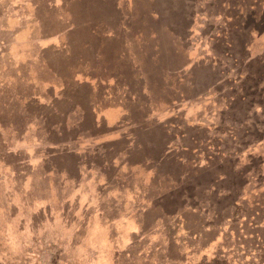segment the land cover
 <instances>
[{
  "label": "rangeland",
  "instance_id": "1",
  "mask_svg": "<svg viewBox=\"0 0 264 264\" xmlns=\"http://www.w3.org/2000/svg\"><path fill=\"white\" fill-rule=\"evenodd\" d=\"M3 1L0 264H264V0Z\"/></svg>",
  "mask_w": 264,
  "mask_h": 264
},
{
  "label": "crops",
  "instance_id": "2",
  "mask_svg": "<svg viewBox=\"0 0 264 264\" xmlns=\"http://www.w3.org/2000/svg\"><path fill=\"white\" fill-rule=\"evenodd\" d=\"M4 2H5V1L1 2L0 5L3 4ZM102 21H104V20H102ZM102 21H100V22H96V23H92L93 26H94V28H95V27H102V26H105V25L102 23ZM94 28H93V29H94Z\"/></svg>",
  "mask_w": 264,
  "mask_h": 264
}]
</instances>
